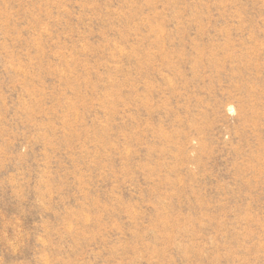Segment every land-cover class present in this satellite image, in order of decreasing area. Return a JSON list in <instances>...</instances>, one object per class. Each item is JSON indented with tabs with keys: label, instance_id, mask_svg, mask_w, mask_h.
<instances>
[{
	"label": "rangeland",
	"instance_id": "1",
	"mask_svg": "<svg viewBox=\"0 0 264 264\" xmlns=\"http://www.w3.org/2000/svg\"><path fill=\"white\" fill-rule=\"evenodd\" d=\"M0 264H264V0H0Z\"/></svg>",
	"mask_w": 264,
	"mask_h": 264
}]
</instances>
